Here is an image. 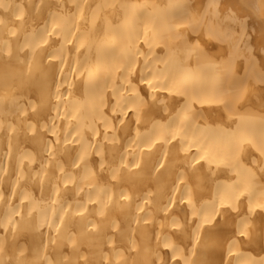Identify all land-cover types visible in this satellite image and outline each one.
<instances>
[{
  "label": "bare ground",
  "instance_id": "6f19581e",
  "mask_svg": "<svg viewBox=\"0 0 264 264\" xmlns=\"http://www.w3.org/2000/svg\"><path fill=\"white\" fill-rule=\"evenodd\" d=\"M0 264H264V0H0Z\"/></svg>",
  "mask_w": 264,
  "mask_h": 264
}]
</instances>
